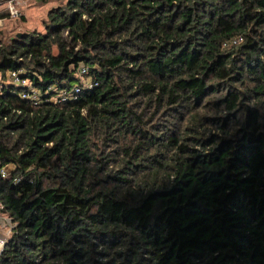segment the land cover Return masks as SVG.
Masks as SVG:
<instances>
[{"label": "trees", "instance_id": "1", "mask_svg": "<svg viewBox=\"0 0 264 264\" xmlns=\"http://www.w3.org/2000/svg\"><path fill=\"white\" fill-rule=\"evenodd\" d=\"M2 170L0 264H264V0H68L0 41Z\"/></svg>", "mask_w": 264, "mask_h": 264}, {"label": "rangeland", "instance_id": "2", "mask_svg": "<svg viewBox=\"0 0 264 264\" xmlns=\"http://www.w3.org/2000/svg\"><path fill=\"white\" fill-rule=\"evenodd\" d=\"M68 0H2L0 2V41L7 42L8 39L22 33L44 34L45 26L48 23L49 13L66 5ZM14 6L17 17H10L7 8ZM90 82L84 80L85 85ZM211 133L217 135L216 129L211 128ZM120 142L123 144L122 140ZM120 142H118L120 144ZM116 144L107 143L103 148L105 153L116 150ZM111 158H116L115 154ZM113 168L118 167V162L112 164ZM13 226L8 217L0 211V243L6 244L11 236ZM4 247V246H3Z\"/></svg>", "mask_w": 264, "mask_h": 264}, {"label": "built area", "instance_id": "3", "mask_svg": "<svg viewBox=\"0 0 264 264\" xmlns=\"http://www.w3.org/2000/svg\"><path fill=\"white\" fill-rule=\"evenodd\" d=\"M8 10V15L10 17H17V11L15 10L14 6H9L7 8ZM240 40H235L234 42H232L233 45H236L239 43ZM20 73V72H19ZM17 72H10L6 75V78L8 80V82H10L11 84H14L16 86H19L23 89L22 93H21V98L22 99H28L32 102L33 105H36L37 104V101H36V97H37V91L34 90L30 84L29 81H26V80H22L21 79V73L19 74ZM84 73V71H81V75ZM65 101V98L64 97H61L59 98L58 100H56L55 102L57 103H62ZM0 176L1 178H6V174H5V171L2 170L0 172ZM3 246L4 244L0 243V253L3 249Z\"/></svg>", "mask_w": 264, "mask_h": 264}, {"label": "water", "instance_id": "4", "mask_svg": "<svg viewBox=\"0 0 264 264\" xmlns=\"http://www.w3.org/2000/svg\"><path fill=\"white\" fill-rule=\"evenodd\" d=\"M18 37H20V34H17Z\"/></svg>", "mask_w": 264, "mask_h": 264}]
</instances>
